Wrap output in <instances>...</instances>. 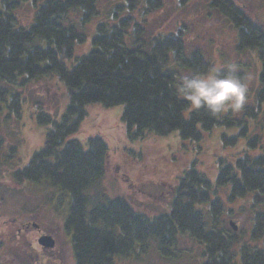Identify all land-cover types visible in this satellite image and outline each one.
<instances>
[{"label":"trees","instance_id":"trees-1","mask_svg":"<svg viewBox=\"0 0 264 264\" xmlns=\"http://www.w3.org/2000/svg\"><path fill=\"white\" fill-rule=\"evenodd\" d=\"M22 1H32L35 8L29 26L15 15L19 0H0V112L7 120L21 119V90L53 74L65 83L69 103L59 122L45 112L38 113V123L52 128L46 132L42 149L10 177L14 186L45 182L67 193L65 228L71 235L75 264H122L146 253L151 244L161 258L170 259L183 238L202 247L200 264H264L263 153H245L234 163L220 160L215 185L192 166L174 179L168 212L154 217L135 211L120 197L104 198L98 204L90 201V190L106 174L108 145L95 135L84 150L78 140L70 139L87 116V105H123L121 120L131 139L143 138L150 131L159 136L178 131L182 140L201 141L217 125L241 123L231 112L214 118L204 109L188 111L189 102L177 98L181 71L212 74L217 70L200 51L187 56L180 27L149 36L145 27L130 16L120 17L123 10L117 9L112 12L114 23L96 26L92 50L68 65L76 45L86 40V25L98 15L99 0ZM126 1L132 8L133 0ZM177 1L185 6L192 0ZM206 1L234 29L236 50L257 54L259 109L246 113L257 116L264 99V26L233 0ZM161 3L152 0L147 4L155 9ZM71 14L78 16V22L71 21ZM220 70L225 74L227 67ZM1 145L0 141V149ZM17 149L11 147L8 160L16 158ZM221 189L228 190L229 200L250 198L254 217L247 241L232 230L219 228Z\"/></svg>","mask_w":264,"mask_h":264},{"label":"rangeland","instance_id":"rangeland-1","mask_svg":"<svg viewBox=\"0 0 264 264\" xmlns=\"http://www.w3.org/2000/svg\"><path fill=\"white\" fill-rule=\"evenodd\" d=\"M19 1L21 6L15 15L20 23L29 26L34 20L35 8L32 1ZM148 1L152 0H133L132 8H129L126 0H99L98 15L85 27L86 40L76 45L74 58L69 59L67 64H73L76 58L89 53L93 48L96 26L114 23L112 12L122 9L120 17H132L135 23L147 29L149 36L175 32L180 27L184 32L187 56L200 51L214 64L215 69L236 64L238 74L249 86L250 97L244 111L234 116L241 123L229 127L217 125L201 141L182 140L178 131L167 136L150 131L143 138L131 139L121 120L123 105L111 108H104L98 103L87 105V116L70 139L78 140L84 150L88 149V139L95 135L103 137L108 145L106 174L90 190L91 203L98 204L104 198L120 197L135 211L154 217L168 212L174 179L192 166L215 185L220 160L234 163L251 151L264 154V99L257 116H246V113L252 114L259 109L257 92L261 88L258 81L261 66L257 54L239 53L236 50L234 29L209 7L206 0H192L185 6H181L177 0H161V6L155 9L147 4ZM233 1L253 21L264 26V0ZM40 4L37 3V6ZM70 19L73 22L79 20L75 14H71ZM180 74L182 76L189 72L181 71ZM21 92L24 97L21 119L7 120V115L0 112L1 237L7 220V254L0 243V264H35V255L47 252L38 243L40 232L31 227V223L40 225L42 231L51 234L57 241L52 251L55 254L52 255L51 251L45 253L42 263L75 264L71 235L65 228L69 209L67 193H60L45 182L14 186L10 177L13 170L24 168L32 156L42 149L46 132L52 128V125L38 123V113L45 112L53 121L59 122L69 103L68 89L53 74L27 84ZM188 111L193 110L189 108ZM186 115L188 117V113ZM15 146H18L16 158L8 160L11 147ZM219 197L223 206L219 228L232 230L229 223L233 221L238 228L235 233L247 241L254 217L250 198L229 200L226 189L220 190ZM24 224H28L29 228L19 233V228ZM202 253L199 244L190 238H183L170 259L161 258L156 246L151 244L146 253L124 260L122 264H200Z\"/></svg>","mask_w":264,"mask_h":264},{"label":"clouds","instance_id":"clouds-1","mask_svg":"<svg viewBox=\"0 0 264 264\" xmlns=\"http://www.w3.org/2000/svg\"><path fill=\"white\" fill-rule=\"evenodd\" d=\"M237 68L233 63L225 74L217 69L212 74L193 71L182 75L176 85L177 98L188 101L191 110L204 109L214 118H222L229 112L239 115L250 97L249 86L239 76Z\"/></svg>","mask_w":264,"mask_h":264},{"label":"flooded vegetation","instance_id":"flooded-vegetation-1","mask_svg":"<svg viewBox=\"0 0 264 264\" xmlns=\"http://www.w3.org/2000/svg\"><path fill=\"white\" fill-rule=\"evenodd\" d=\"M28 224H24V225H22L20 228H19V230H18V232L19 233H21V232H23L24 230H25V228H27L28 226H27ZM31 225V227H33V228H35L36 229V231H38V232H40V237L38 238V240L41 238V237H43V236H50L52 239H53V242H54V245H53V247H51V248H43L42 250H45V251H47V252H45V253H48V252H52L53 251V249H55V247H56V245H57V241H56V239H55V237L54 236H52L51 234H49V233H46V232H44V231H42V229H41V227H40V225H38V224H36V223H31L30 224ZM4 228H5V230H4V232H3V236L1 237L0 236V241H2V242H0V243H2L3 244V246H4V251H5V253L7 254V220H6V222H5V225L3 226ZM29 228V227H28ZM1 245V244H0ZM1 248V247H0ZM45 253H43V252H39V253H37L36 255H35V260L32 258L31 260H34L35 261V264H44V263H42L41 262V260H43V256H44V254ZM52 255H54L55 253H51ZM57 254H59V253H57ZM32 264V263H31Z\"/></svg>","mask_w":264,"mask_h":264},{"label":"water","instance_id":"water-1","mask_svg":"<svg viewBox=\"0 0 264 264\" xmlns=\"http://www.w3.org/2000/svg\"><path fill=\"white\" fill-rule=\"evenodd\" d=\"M230 226L234 232L237 231V226L233 221H230ZM38 243L44 248H51L54 245L53 239L50 236H43L38 240Z\"/></svg>","mask_w":264,"mask_h":264}]
</instances>
